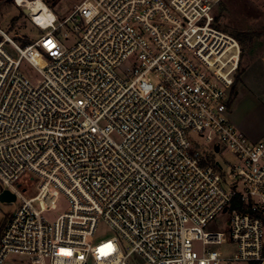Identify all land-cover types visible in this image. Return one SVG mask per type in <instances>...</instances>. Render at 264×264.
I'll return each mask as SVG.
<instances>
[{
    "label": "built area",
    "instance_id": "1",
    "mask_svg": "<svg viewBox=\"0 0 264 264\" xmlns=\"http://www.w3.org/2000/svg\"><path fill=\"white\" fill-rule=\"evenodd\" d=\"M14 1L43 32L0 29V182L19 198L0 264H264V138L228 117L223 0H81L62 20ZM100 222L114 235L93 242Z\"/></svg>",
    "mask_w": 264,
    "mask_h": 264
},
{
    "label": "rangeland",
    "instance_id": "2",
    "mask_svg": "<svg viewBox=\"0 0 264 264\" xmlns=\"http://www.w3.org/2000/svg\"><path fill=\"white\" fill-rule=\"evenodd\" d=\"M45 1L62 20L81 0ZM214 14L215 24L233 35L241 47L239 65L230 89L228 117L235 128L249 140L258 141L264 138V0H223L215 6ZM0 29L20 44L21 37L32 40L43 32L31 22L29 15L17 6L14 0H0ZM63 41L69 43L67 40ZM5 46L15 54L9 44ZM199 145L202 148L207 147L202 141H199ZM215 157L228 172V162L233 160L229 150L223 149L216 153ZM3 189L4 186L0 182V191ZM18 201L19 198L0 202V227L15 210ZM66 206L65 197L60 196L57 208L46 212L45 216L54 218L62 213ZM112 235L114 231L100 222L91 240L96 242ZM194 246L199 247V243L194 242ZM214 248L223 252L231 250V246ZM15 257H9L3 264H15L12 262ZM17 264L30 263L22 258Z\"/></svg>",
    "mask_w": 264,
    "mask_h": 264
},
{
    "label": "water",
    "instance_id": "3",
    "mask_svg": "<svg viewBox=\"0 0 264 264\" xmlns=\"http://www.w3.org/2000/svg\"><path fill=\"white\" fill-rule=\"evenodd\" d=\"M23 11L25 13H28L29 10L28 8H24ZM215 150H217V147H215ZM15 200V194L13 192H11L10 190L8 189H3L0 191V202L1 201H14Z\"/></svg>",
    "mask_w": 264,
    "mask_h": 264
},
{
    "label": "bare ground",
    "instance_id": "4",
    "mask_svg": "<svg viewBox=\"0 0 264 264\" xmlns=\"http://www.w3.org/2000/svg\"><path fill=\"white\" fill-rule=\"evenodd\" d=\"M33 5H35L36 7V10H42L41 13H39V15H41V17H45L47 15V12L49 11L48 8L42 3L41 0H35L33 2ZM37 14L36 11H35V16L37 17ZM38 15V20L42 19L40 18V16ZM42 22V20H40Z\"/></svg>",
    "mask_w": 264,
    "mask_h": 264
},
{
    "label": "trees",
    "instance_id": "5",
    "mask_svg": "<svg viewBox=\"0 0 264 264\" xmlns=\"http://www.w3.org/2000/svg\"><path fill=\"white\" fill-rule=\"evenodd\" d=\"M1 38V37H0ZM30 40H28L27 38H25L24 36L23 37H21V44L22 45H25V44H27L28 42H29Z\"/></svg>",
    "mask_w": 264,
    "mask_h": 264
}]
</instances>
